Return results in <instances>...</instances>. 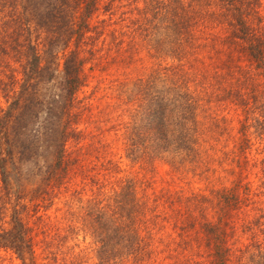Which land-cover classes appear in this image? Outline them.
I'll return each mask as SVG.
<instances>
[{
	"label": "trees",
	"instance_id": "trees-1",
	"mask_svg": "<svg viewBox=\"0 0 264 264\" xmlns=\"http://www.w3.org/2000/svg\"><path fill=\"white\" fill-rule=\"evenodd\" d=\"M8 257L264 264V0H0Z\"/></svg>",
	"mask_w": 264,
	"mask_h": 264
},
{
	"label": "rangeland",
	"instance_id": "rangeland-1",
	"mask_svg": "<svg viewBox=\"0 0 264 264\" xmlns=\"http://www.w3.org/2000/svg\"><path fill=\"white\" fill-rule=\"evenodd\" d=\"M93 86H95V83H92L90 87L85 90V94H82V96L86 94L88 95L92 91ZM115 153H118L119 156L123 155L122 147L120 144L116 146ZM119 156H117L116 158H118ZM50 158L51 157L49 155H47V160L43 157L35 156L33 158L30 157L29 160L26 162L24 161L19 162L20 189L25 196L31 195L33 190H35L38 187V185L41 183L43 166L50 162ZM121 161H122L120 165L121 169L125 171L126 174H128V172H131L132 170H131L130 162H128L125 158H123ZM166 170H167L166 167L158 165L157 178L164 177ZM135 171L140 172L138 168H135ZM142 174L143 173H141L140 176H142ZM81 182H82L81 175L78 174L77 176L74 177V183H73L74 185L75 184L79 185ZM4 264H19V262L16 260H10V258L8 257L6 258Z\"/></svg>",
	"mask_w": 264,
	"mask_h": 264
}]
</instances>
